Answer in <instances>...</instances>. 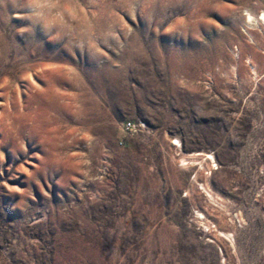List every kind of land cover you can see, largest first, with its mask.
<instances>
[{
	"label": "rangeland",
	"instance_id": "1",
	"mask_svg": "<svg viewBox=\"0 0 264 264\" xmlns=\"http://www.w3.org/2000/svg\"><path fill=\"white\" fill-rule=\"evenodd\" d=\"M262 12L0 0V264H264Z\"/></svg>",
	"mask_w": 264,
	"mask_h": 264
},
{
	"label": "bare ground",
	"instance_id": "2",
	"mask_svg": "<svg viewBox=\"0 0 264 264\" xmlns=\"http://www.w3.org/2000/svg\"><path fill=\"white\" fill-rule=\"evenodd\" d=\"M250 16H251V15H250ZM261 18L264 19V13H263V12H262ZM263 22H264V20H263Z\"/></svg>",
	"mask_w": 264,
	"mask_h": 264
}]
</instances>
